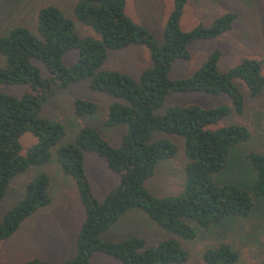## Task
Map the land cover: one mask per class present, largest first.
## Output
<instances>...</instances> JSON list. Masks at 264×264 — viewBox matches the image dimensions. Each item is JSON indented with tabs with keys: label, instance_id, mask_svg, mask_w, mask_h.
Returning a JSON list of instances; mask_svg holds the SVG:
<instances>
[{
	"label": "trees",
	"instance_id": "obj_1",
	"mask_svg": "<svg viewBox=\"0 0 264 264\" xmlns=\"http://www.w3.org/2000/svg\"><path fill=\"white\" fill-rule=\"evenodd\" d=\"M189 0H173L159 44L143 26L126 15V0H74L73 18L88 30L81 37L73 19L55 5L41 7L35 27L15 25L0 36V87H21L20 96L0 89V203L12 180L31 167L48 165L52 159L77 192L84 217L74 242L73 255L61 262L38 258L22 264H93L95 255L120 264H183L189 255L178 239L190 241L197 230L206 231L229 217H247L253 209L252 195L264 197V154L253 152L248 160L255 181L248 192L236 185H216L213 174L223 170L230 151L246 142L250 132L243 125L212 130L231 112L242 114L240 81L251 96L264 90L262 62L245 58L226 72L219 71L221 52L215 50L189 77L169 78L173 63L189 60L188 47L197 41L216 39L232 29L234 13L217 17L210 26L190 31L180 26ZM144 47L149 66L137 78L104 64L110 52ZM76 52V61L66 66L64 57ZM113 102L107 109L106 128L122 130L118 145H111L94 127L84 126L73 140L63 143L65 126L41 115L45 103L59 91L78 83ZM203 92L226 95L231 106L205 109L198 105L171 106L159 110L173 93ZM77 118L93 119L97 105L86 99L73 101ZM30 134L35 143L27 149L21 138ZM182 139L185 163L180 192L157 197L147 183L157 167L173 160L177 146L168 138ZM91 154L116 176V185L101 199L92 192L85 172V155ZM51 181L40 173L27 182L23 197L0 220V244L9 239L30 217L52 202ZM251 193V194H250ZM141 212L166 236L153 246L130 236L110 241L104 235L126 214ZM205 264H235L238 254L228 244L203 253Z\"/></svg>",
	"mask_w": 264,
	"mask_h": 264
},
{
	"label": "rangeland",
	"instance_id": "obj_2",
	"mask_svg": "<svg viewBox=\"0 0 264 264\" xmlns=\"http://www.w3.org/2000/svg\"><path fill=\"white\" fill-rule=\"evenodd\" d=\"M73 4L74 0H0V36L15 25L34 29L36 12L43 6L55 5L73 19L76 32L84 37L88 30L73 18ZM172 7L173 0H126L125 12L161 44L163 28ZM226 13L237 15L232 29L216 39L191 44L188 47L190 59L173 63L169 78L189 77L215 50L222 54L218 64L219 71L226 72L245 58H256L262 62L264 76V0H189L180 26L183 31H190L200 24L208 27L217 17ZM76 56V52L68 53L64 57V64L72 65L76 61ZM148 66V52L144 47H129L110 52L104 64L107 70L120 71L134 78ZM236 84L244 99L243 113L231 112L211 129L243 125L248 128L250 137L230 151L225 168L213 174L212 179L216 185L233 184L251 192L256 175L248 155L253 152L264 154V90L259 96L253 97L240 81H236ZM0 89L15 96L25 92L21 87ZM77 98L96 103L97 111L93 119H79L75 116L73 101ZM112 102L113 99L90 90L87 83L83 82L57 92L44 104L41 115L65 126L63 143L71 142L77 131L87 126L96 128L104 139L116 147L122 130L104 126L107 109ZM191 104L205 109L222 105L231 106L226 95L213 96L203 92L173 93L167 98L159 113L162 114L171 106ZM155 136L159 139H170L176 144L178 152L173 160L161 163L157 167L154 177L147 183V189L157 197L177 194L184 183L185 158L182 139L164 134ZM20 141L24 149L35 143L30 134H25ZM84 166L93 195L97 199H101L116 185V176L93 155H85ZM40 173H46L50 178L52 202L47 208L28 218L12 237L0 244V264H22L34 258L61 262L74 253L75 237L83 220L84 211L73 182L61 173L54 159L48 165L31 167L12 180L0 203V220L23 197L27 182ZM252 200L253 209L247 217L226 218L222 223L206 231L196 229L197 236L190 241L178 239L182 249L189 255L187 262L183 264H205L202 259L205 250L219 244H228L238 254V261L235 264H264V197L252 195ZM130 236L143 238L147 246H153L166 234L141 212L132 211L112 227L104 238L116 242ZM92 263L120 264L100 254L94 256Z\"/></svg>",
	"mask_w": 264,
	"mask_h": 264
}]
</instances>
